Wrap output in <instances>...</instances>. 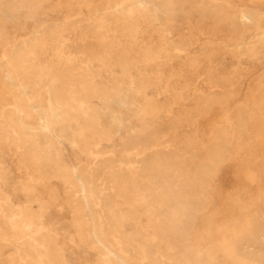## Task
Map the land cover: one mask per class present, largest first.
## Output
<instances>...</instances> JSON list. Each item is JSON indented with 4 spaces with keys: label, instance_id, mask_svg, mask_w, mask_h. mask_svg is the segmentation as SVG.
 Here are the masks:
<instances>
[{
    "label": "rangeland",
    "instance_id": "rangeland-1",
    "mask_svg": "<svg viewBox=\"0 0 264 264\" xmlns=\"http://www.w3.org/2000/svg\"><path fill=\"white\" fill-rule=\"evenodd\" d=\"M263 42L264 0H0V264H264Z\"/></svg>",
    "mask_w": 264,
    "mask_h": 264
},
{
    "label": "bare ground",
    "instance_id": "bare-ground-1",
    "mask_svg": "<svg viewBox=\"0 0 264 264\" xmlns=\"http://www.w3.org/2000/svg\"><path fill=\"white\" fill-rule=\"evenodd\" d=\"M124 4H125V3H124ZM126 4H127V3H126ZM222 4H223V3H222ZM197 5H199V3H197ZM222 6H223V5H222ZM199 8H200V7H199ZM34 9H35V8H34ZM245 10H246V9H245ZM242 11H243V10H242ZM257 13H258V12H257ZM248 16H249V15H248ZM244 17H247V16L245 15ZM240 18H242V17L240 16ZM240 18H239V19H240ZM247 19H248V18H247ZM243 20H244V19H243ZM225 21H226V20H225ZM244 21H245V20H244ZM248 21H249V20H248ZM116 22H117V21H116ZM219 22H220V21H219ZM101 27H102V26H101ZM215 27H216V26H215ZM234 28H235V27H234ZM198 30H199V28H198ZM261 30H263V29H261ZM199 31H200V30H199ZM235 33H236V32H235ZM233 35H234V34H233ZM241 35H242V34H241ZM234 36H236V35H234ZM262 36H263V35H262ZM238 37H239V36H238ZM260 37H261V36H260ZM260 37H259V38H260ZM234 38H235V37H234ZM250 38H251V36H250ZM252 38L254 39V37H252ZM248 39H249V38H248ZM37 41H38V40H37ZM211 41H212V39H211ZM234 41H235V40H234ZM234 41H233V42H234ZM237 42H238V41H237ZM249 42H251V41H249ZM238 43H239V42H238ZM238 43H237V44H238ZM240 43L242 44V42H240ZM246 43H247V42H246ZM263 43H264V42H263ZM232 44H234V43H232ZM244 44H245V43H244ZM248 44H249V43H248ZM236 46H237V45H236ZM236 46H235V47H236ZM238 46H239V45H238ZM242 46H243V44H242ZM242 46H241V47H242ZM244 46H245V45H244ZM247 46H248V45H247ZM247 46H246V47H247ZM251 46H252V45H251ZM239 47H240V46H239ZM241 47H240V48H241ZM242 49H243V48H242ZM10 51H11V50H10ZM10 51H9V52H10ZM246 51H247V50H246ZM7 52H8V51H7ZM90 52H91V51H90ZM177 52H178V51H177ZM7 54H8V53H7ZM10 55H11V54H10ZM2 56H3V55H2ZM8 56H9V55H8ZM2 58H3V57H2ZM3 59H4V58H3ZM9 59H10V58H9ZM20 59H21V58H20ZM5 60L7 61L8 59H5ZM13 61H14V60H13ZM103 64H104V63H103ZM11 67H13V66H11ZM15 72H16V70H15ZM85 72H86V71H85ZM18 74H20V73H18ZM88 75H89V74H88ZM18 77H19V76H18ZM18 79H19V78H18ZM135 81H137V80H135ZM18 82H19V80H18ZM20 85H21V84H20ZM41 93H42V92H41ZM36 94H37V93H36ZM30 95H32V94H30ZM44 95H46V93H45ZM26 96H27V95H26ZM34 96H35V95H33V97H34ZM38 96H41V95H38ZM10 97H13V96H10ZM36 97H37V96H36ZM43 97H44V96H43ZM48 97H49V96H48ZM41 98H42V97H41ZM30 99H31V98H30ZM30 99H29V100H30ZM39 99H40V98H39ZM42 99H43V98H42ZM42 99H41V100H42ZM116 99H117V98H116ZM11 102H12V101H11ZM11 102H10V103H11ZM28 102H30V101H28ZM34 102H35V101H34ZM60 102H61V101H60ZM60 102H59V103H60ZM63 102H64V101H63ZM72 102H73V101H72ZM116 102H117V100H116ZM10 103H9V104H10ZM13 103H14V102H13ZM30 103H31V102H30ZM30 103H29V104H30ZM39 103H41V102H39ZM42 103H43V102H42ZM32 104H34V103H31V106H32ZM36 104H37V103H36ZM10 105H11V104H10ZM48 105H49V103H48ZM71 105H72V104H71ZM12 106H13V105H12ZM16 107H17V106H16ZM12 108H13V107H12ZM37 108H38V107H37ZM23 109H24V108H23ZM53 109H54V108H53ZM50 110H52V108H51ZM35 112H36V111H35ZM65 112H66V111H65ZM6 113H8V111H7ZM6 113H5V114H6ZM13 113H14V112H13ZM13 113H12V114H13ZM16 113H17V112H16ZM71 113H72V112H71ZM35 114H36V113H35ZM51 114H52V113H51ZM62 115H63V114H62ZM13 116H14V115H13ZM15 116H16V114H15ZM63 116H64V115H63ZM63 116H61V117L64 118ZM46 117H47V116H46ZM46 117H43V124H44L45 128H50V122L48 121V119H47ZM7 118H8V117H7ZM7 118H6V119H7ZM75 119H76V118H75ZM68 120H69V119H68ZM68 120H65V122L68 121ZM2 121H3V120H2ZM4 121H5V120H4ZM15 121H16V120H15ZM25 121H26V120H25ZM36 121H37V120H36ZM63 121H64V120H63ZM69 121H70V120H69ZM73 122H74V121H73ZM36 124H37V123H36ZM72 124H74V123H70V125H72ZM9 125H10V124H9ZM58 126H59V125H58ZM13 127H15V126H13ZM70 127H71V126H70ZM69 129H70V128H69ZM14 130H15V129H14ZM11 131H12V130H11ZM15 131H17V130H15ZM32 131H35V130L32 129ZM47 131H48V130H47ZM12 132H13V131H12ZM48 132H49V131H48ZM15 133H16V132H15ZM34 133H35V132H34ZM45 133H46V132H45ZM49 133H50V132H49ZM17 134H20V133H17ZM24 134H25V133H24ZM46 134H48V133H46ZM12 135H13V134H12ZM48 135H49V134H48ZM50 135H51V133H50ZM50 135H49V136H50ZM72 135H73V134H72ZM259 137L261 138V136H259ZM24 138H25V137H24ZM58 138H59V137H58ZM73 138H74V137H73ZM20 139H21V138H20ZM27 140H28V139H27ZM57 141H58V140H57ZM57 141H56V142H57ZM74 142H75V141H73V143H74ZM261 142H262V140H261ZM58 143H59V142H58ZM33 144H34V143H32V145H33ZM60 146H61V144H60ZM20 148H21V147H20ZM59 148H62V147H59ZM99 151H100V150H98L97 152H99ZM101 151H102V150H101ZM126 151H127V150H126ZM23 152H24V151H23ZM48 152H49V150H48ZM95 153H96V152H95ZM100 153H101V152H100ZM59 154H60V153H59ZM98 154H99V153H98ZM101 154H103V153H101ZM122 154H123V153H122ZM56 155H57V154H56ZM62 155H63V154H61V156H62ZM123 155H124V154H123ZM48 156H49V155H48ZM95 156H96V155H95ZM100 156H101V155H100ZM56 157H57V156H56ZM97 157H98V156H97ZM101 157H102V156H101ZM21 158H22V157H21ZM125 158H126V160H127V157H125ZM128 158H129V156H128ZM25 159H26V158H25ZM33 159H35V158H33ZM61 159H62V158H61ZM29 160H30V159H29ZM29 160H28V161H29ZM91 160H92V159H91ZM121 160H122V159H121ZM28 161H25V162H28ZM53 161H54V160H53ZM29 162H30V161H29ZM44 162H46V161H44ZM47 162H48V161H47ZM54 162H55V161H54ZM64 162H65V161H64ZM94 162H95V161H94ZM121 162H122V161H121ZM61 163H62V161H61ZM43 164L46 165V163H43ZM47 164H48V163H47ZM89 164H90V163H89ZM52 165H53V163H52ZM62 165H63V164H62ZM86 165H88V164H86ZM86 165H85V166H86ZM47 166H48V165H47ZM49 167H51V166H49ZM88 167H89V165H88ZM159 167H160V166H159ZM34 168H35V167H33L32 169H34ZM37 168H39V167H36V169H37ZM52 168H53V166H52ZM56 168H57V167H55V168H53V169L55 170ZM60 168H61V166H60ZM69 168H70V167H69ZM72 168H73V167H72ZM78 168H79V167H78ZM78 168H76V169H78ZM86 168H87V166H86ZM86 168H85V170L88 169V168H87V169H86ZM91 168H94V167L92 166ZM21 169H22V168H21ZM36 169H35V170H36ZM96 169H97V167H96ZM37 170H38V169H37ZM46 170H47V169H46ZM49 170H50V169H49ZM54 170H53V171H54ZM31 171H32V170H31ZM38 171H39V170H38ZM55 171L57 172V170H55ZM59 171H61V170L59 169ZM59 171H58V172H59ZM64 171H66V170H64ZM69 171H70V170H69ZM246 171H247V170H246ZM246 171H245V172H246ZM72 172H73V171L71 170V173H72ZM45 173H46V172H45ZM60 173H62V172H60ZM69 173H70V172H69ZM75 173L77 174V172H75ZM80 173H81V172H80ZM84 173H85V172H84ZM84 173H83V174H84ZM92 173L94 174V172H92ZM92 173H91V174H92ZM250 173H251V172H250ZM28 174H29V173H28ZM72 174H73V173H72ZM93 174H92V175H93ZM243 174H244V172H243ZM248 174H249V173L247 172V174H246L245 176H247ZM252 174H254V173H251L250 175H252ZM29 175H30V174H29ZM60 175H61V177H62V174H60ZM66 175H67V174H66ZM73 175H74V174H73ZM85 175H86V174H85ZM89 175H90V174H89ZM111 175H112V173H111ZM250 175H248V176H250ZM47 176H48V175H47ZM114 176H117V175H114ZM248 176H247V177H248ZM67 177H69V175H68ZM84 177H86V176H84ZM84 177H83V178H84ZM110 177H111V176H110ZM77 178H78V177H77ZM130 178H131V177H130ZM130 178H129V176H128V180H130ZM137 178H138V177H136V178H134V179H137ZM249 178H250V177H249ZM249 178H247V179H249ZM46 179H47V177H46ZM64 179H65V178H64ZM85 179H86V178H85ZM88 179H89V178H88ZM92 179H93V178H92ZM92 179H91V180H92ZM114 179H115V178H114ZM117 179H118V178H117ZM117 179H116V180H117ZM247 179H246V180H247ZM78 180H81V179H78ZM86 180H87V179H86ZM89 180H90V179H89ZM91 180H90V181H91ZM110 180H111V181L113 180L112 177L110 178ZM120 180H121V178H120ZM125 180H126V179H125ZM125 180H124V181H125ZM138 180H139V179H138ZM250 180H252V179H250ZM250 180H249V181H250ZM62 181H63V180H62ZM66 181H67V180H66ZM66 181H65V182H66ZM132 181H133V180H132ZM116 182H117V181H116ZM120 182H121V181H120ZM126 182H127V180H126ZM250 182H251V181H250ZM40 183H42V182H40ZM49 183H50V182H49ZM68 183H69V180H68ZM87 183H89V181H87ZM93 183H94V182H93ZM93 183H92V184L90 183V185H93ZM111 183H113V182H111ZM66 184H67V183H66ZM84 184H85V183H84ZM96 184H98V183L96 182ZM107 184H108V183H107ZM115 184H116V183H115ZM121 184H122V183H121ZM134 184H135V183H134ZM147 184H148V183H147ZM64 185H65V184H64ZM100 185H101V184H100ZM108 185H109V184H108ZM125 185H127V183H125ZM31 186H32V185H31ZM122 186H123V187H120V186H119V187H120V188H124V184H123ZM151 186H152V185H151ZM27 187H28V186H27ZM97 187H100V186H97ZM125 187H126V186H125ZM130 187H132V186H130ZM68 188H69V187H68ZM87 188H88V187H87ZM89 188H90V187H89ZM95 188H96V187H95ZM101 188H102V187H101ZM109 188H110V187H109ZM116 188H118V187L116 186ZM120 188H119V189H120ZM138 188H139V187H138ZM79 189H80V185H79ZM97 189H98V188H97ZM131 189H132V188H131ZM29 190H30V189H29ZM29 190H28V191H29ZM32 190H33V189H32ZM90 190H91V189H90ZM120 190H121V189H120ZM124 190H125V189H124ZM133 190H134V189H133ZM135 190H136V192H137V189H135ZM34 191H35V190H34ZM69 191H70V190H69ZM75 191H76V188H75ZM81 191H82V189H81ZM81 191H80V192H81ZM87 191H88V190H87ZM100 191H101V189L99 190V192H100ZM127 191H128V190H127ZM131 191H132V190H131ZM131 191H130V192H131ZM155 191H156V190H155ZM258 191H259V190H258ZM72 192H74V191H72ZM92 192H93V191H92ZM96 192H97V191H96ZM113 192H114V190H113ZM116 192H120V191L117 190ZM140 192H141V191H140ZM34 193H35V192H34ZM36 193H37V192H36ZM90 193H91V192H90ZM103 193H104V192H103ZM103 193H101V195H102ZM133 193H134V192H133ZM143 193H144V192H143ZM28 194H29V193H28ZM74 194H75V192H74V193H71L72 196H73ZM79 194H80V193H79ZM92 194H93V193H92ZM92 194H91V195H92ZM114 194H115V193H114ZM120 194H121V192H120ZM125 194H127V192H126ZM207 194H208V193H207ZM77 195H78V194H77ZM84 195H85V194H84ZM84 195H83V196H84ZM91 195H89L90 198H91ZM99 195H100V194H99ZM101 195H100V198H101ZM122 195H124V194H122ZM131 195H134V194L131 193ZM136 195H137V194H136ZM139 195H140V193H139ZM74 196H75V195H74ZM81 196H82V195H81ZM92 196H94V195H92ZM97 196H98V195H97ZM115 196H118V195H115ZM125 196H126V195H125ZM129 196H130V194H129ZM142 196H143V195H142ZM161 196H162V195H161ZM262 196H263V195H262ZM77 197H78V196H77ZM77 197H76V198H77ZM85 197H86V196H85ZM127 197H128V194H127ZM134 197H136V196H134ZM134 197H133V199H135ZM93 198H94V197H93ZM100 198H99V199H100ZM124 198H125V197H124ZM124 198H123V199H124ZM130 198H131V197H130ZM140 198H141V197H139V199H140ZM77 199H78V198H77ZM81 199H83V198L81 197ZM126 199H127V198H126ZM128 199H129V197H128ZM128 199H127V200H128ZM209 199H210V197H209ZM100 200H101V199H100ZM105 200H106V199H105ZM135 200H136V199H135ZM181 200H182V199H181ZM258 200H259V199H258ZM70 201H71V200H70ZM73 201H74V200H73ZM93 201H94V200H93ZM121 201H123V200H121ZM161 201H162V200H161ZM82 202H83V201H82ZM91 202H92V200H91ZM95 202H96V201H95ZM101 202H103V201H101ZM101 202H100V203H101ZM132 202H133V201H132ZM96 203H97V202H96ZM137 203H138V202H137ZM80 204H81V203H80ZM92 204H93V203H92ZM103 204H104V203H103ZM157 204H158V203H157ZM76 205H77V204H76ZM76 205H75V206H76ZM84 205H85V204H84ZM73 206H74V205H73ZM81 206H82V204H81ZM100 206H101V205H100ZM158 206H160V205H158ZM82 207H86V206H82ZM82 207H80L79 210H81ZM96 207H98V206L96 205ZM103 207H104V206H103ZM130 207H131V206H130ZM141 207H142V206H141ZM98 208H99V207H98ZM128 208H129V207H128ZM132 208H133V207H132ZM136 208H137V207H136ZM138 208H139V207H138ZM144 208H145V207H144ZM163 208H164V207H163ZM103 209H104V208H103ZM146 209H147V208H146ZM83 210H84V209H83ZM86 210H87V209H85V211H86ZM101 210H102V209H101ZM104 210H105V209H104ZM134 210H135V209H134ZM168 210H169V209H168ZM73 211H74V208H73ZM94 211H95V210H94ZM177 211H178V210H177ZM77 212H78V211H77ZM87 212H89V211H87ZM87 212H86V213H87ZM148 212H149V211H148ZM20 213H21V212H20ZM100 213H101V212H100ZM89 214H90V212H89ZM90 215H91V214H90ZM97 215H98V214H97ZM112 215L115 216L114 214H112ZM15 216H16V215H15ZM77 216H79V214H78ZM87 216H88V215H87ZM87 216H85V217H87ZM11 217H12V216H11ZM82 217H83V216H82ZM97 217H98V216H97ZM197 217H198V216H197ZM98 218H99V217H98ZM148 219H150V218H148ZM77 220H79V218H78ZM77 220H76V221H77ZM92 220H93V219H91V221H92ZM99 220H100V218H99ZM112 220H115V221H116L117 219H112ZM246 220H247V219H246ZM88 221H89V219H88ZM100 221H101V220H100ZM20 222H21V221H20ZM22 222H23V221H22ZM78 222H80V221H78ZM83 222H84V221H83ZM108 222H109V221H108ZM200 222H201V221H200ZM76 223H77V222H76ZM88 223H89V222H88ZM91 223H92V222H91ZM101 223H102V222H101ZM83 224H85V222H84ZM102 224H103V223H102ZM239 224H240V223H239ZM91 225H92V224H91ZM193 225H194V224H193ZM204 225H205V224H204ZM20 226H21V225H20ZM39 226H40V225H39ZM82 226L84 227V225H82ZM94 226H95V225H94ZM104 226H105V225H104ZM22 227H23V226H22ZM27 227H28V226H27ZM101 227H102V226H101ZM105 227H106V226H105ZM112 227H113V226H112ZM112 227H111V228H112ZM229 227H230V226H229ZM87 228H89V227H87ZM93 228H94V227H93ZM93 228H92V229H93ZM98 228H99V227H98ZM199 228H200V227H199ZM25 229H26V228H25ZM41 229H42V228H41ZM89 229H91V228H89ZM99 229H100V228H99ZM99 229H98V230H99ZM106 229H107V228H105V230H106ZM222 229H223V228H222ZM225 229H227V228H225ZM1 230H2V228H1ZM37 230H38V229H37ZM85 230H86V229H85ZM85 230H84V231H85ZM87 230H88V229H87ZM220 230H221V229H220ZM92 231H93V230H92ZM100 231H101V230H99V232H100ZM106 231H107V232H106ZM106 231H105L106 233H109L108 230H106ZM77 232H78V231H77ZM80 232H83L82 229H81ZM87 232H88V231H87ZM20 233H21V232H20ZM106 233H105V234H106ZM110 233H111V232H110ZM192 233H193V232H192ZM192 233H191V234H192ZM194 233H195V232H194ZM238 233H239L238 230H236V228H234V227L232 228V226H231V228L227 229V230L221 235L220 244H221V246H222V248H223V251H225V252L227 253V255H229V256H234V255L236 254L237 244H236V242H235V238H236V236H237ZM21 234H22V233H21ZM32 234H33V233H32ZM36 234H37V233H36ZM89 234H90V233H89ZM113 234L115 235L114 231H113ZM0 235H2V234H0ZM33 235H34V234H33ZM38 235H39V234H38ZM80 235H81V234H80ZM80 235H79V236H80ZM85 235H86V234H85ZM91 235H93V234H91ZM91 235H90V236H91ZM117 235H118V234H117ZM194 235H195V234H194ZM10 236H11V235H10ZM15 236H16V235H15ZM23 236H24V235H23ZM23 236H22V237H23ZM40 236H41V235H40ZM40 236H39V237H40ZM81 236H84V235H81ZM86 236H87V235H86ZM94 236H95V235H94ZM195 236H196V235H195ZM32 237H33V236H32ZM34 237H35V236H34ZM39 237H38V238H39ZM101 237H103V236H101ZM2 238H3V237H2ZM13 238H14V237H13ZM84 238H85V237H84ZM84 238H82V239H84ZM95 238H96V237H95ZM106 238H107V237H106ZM113 238H114V237H113ZM119 238H120V237H119ZM27 239H28V238H27ZM97 239H98V238H97ZM97 239H96V240H97ZM25 240H26V239H25ZM86 240H88V239H86ZM89 240H90V239H89ZM93 240H95V239H93ZM104 240H105V239H104ZM110 240H111V239H110ZM119 240H120V239H119ZM23 241H24V240H23ZM28 241H29V240H28ZM91 241H92V240H90V243H89V244H91ZM148 241H150V240H148ZM97 242H98V244L100 243L101 247L103 246V248H104V244H103L99 239H98ZM117 242H118V241H117ZM25 243H26V241H25ZM25 243H24V244H25ZM30 243H31V242H30ZM33 243H34V241H33ZM113 243H114V241H113ZM118 243H119V242H118ZM120 243H121V241H120ZM120 243H119V244H120ZM115 244H116V243H115ZM196 244H197V243H196ZM29 245H31V244H29ZM32 245H33V244H32ZM35 245H36V244H35ZM111 245H112V244H111ZM203 245H204V244H203ZM8 246H9V245H8ZM36 246H37V245H36ZM36 246H35L34 248H36ZM190 246H191V245H190ZM24 247H25V245H24ZM37 247H38V246H37ZM110 247H111V246H110ZM119 247H120V246H119ZM195 247H196V246H195ZM29 248H30V246H29ZM32 248H33V247H32ZM94 248H97V247H94ZM120 248H122V247H120ZM16 249H17V248H16ZM40 249H41V248H40ZM40 249H39V250H40ZM106 249H107V248H106ZM115 249H116V248H115ZM19 250H20V249H19ZM22 250L24 251L23 248H22ZM22 250H21V251H22ZM25 250H26V249H25ZM27 250H28V249H27ZM39 250H38V251H39ZM113 250H114V249H113ZM113 250H112V251H113ZM28 251H29V250H28ZM32 251H34V250H32ZM36 251H37V248H36ZM97 251H98V250H97ZM99 251H100V250H99ZM107 251H108V249H107ZM40 252H41V254H42V251H41V250H40ZM100 252H101V251H100ZM109 252H110V251H109ZM113 252H115V250H114ZM116 252H117V251H116ZM22 253H23V252H22ZM32 253H33V252H32ZM124 253H125V252H124ZM199 253H200V252H199ZM20 254H21V253H20ZM23 254H24V253H23ZM23 254H22V255H23ZM34 254H35V253H34ZM36 254H38V253H36ZM36 254H35V255H36ZM39 254H40V253H39ZM41 254H40V255H41ZM104 254H107V253H104ZM104 254H103V256H104ZM109 254H110V253H108L107 255L109 256ZM118 254H119V252H118ZM16 255H17V254H16ZM32 255H33V254H32ZM40 255H38V256L40 257ZM107 255H106V256H107ZM119 255H120V254H119ZM144 255H145V254H144ZM144 255H142V256H144ZM46 256H47V255H46ZM110 257H111V256H109V259H111ZM121 257H122V256H121ZM123 257H125V256H123ZM101 258H102V256H101ZM107 258H108V257H107ZM235 258H236V257H235ZM14 259H15V258H14ZM22 259H23V256H22ZM112 259H113V258H112ZM114 259H115V258H114ZM117 259H118V258H117ZM123 259H124V258H123ZM125 259H126V258H125ZM102 260H103V259H102ZM128 260H129V259H128ZM15 261H16V260H15ZM24 261H25V260H24ZM103 261H104V260H103ZM107 261H108V260H107ZM109 261H110V260H109ZM133 261H134V260H133ZM207 261H208V260H207ZM243 261H244V260H243ZM36 262H37V261H36ZM128 262H130V261H128ZM135 262H136V261H135ZM135 262H134V263H135ZM22 263H23V262H22ZM105 263L107 264V262H105ZM115 263H116V262H115ZM118 263H119V262H118ZM134 263H133V264H134ZM144 263H145V262H144ZM34 264H35V263H34ZM108 264H109V263H108ZM138 264H139V263H138ZM140 264H141V263H140Z\"/></svg>",
    "mask_w": 264,
    "mask_h": 264
}]
</instances>
